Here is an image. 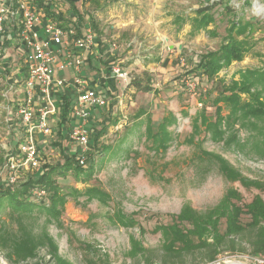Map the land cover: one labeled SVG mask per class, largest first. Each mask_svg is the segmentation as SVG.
I'll return each mask as SVG.
<instances>
[{
    "label": "rangeland",
    "instance_id": "1",
    "mask_svg": "<svg viewBox=\"0 0 264 264\" xmlns=\"http://www.w3.org/2000/svg\"><path fill=\"white\" fill-rule=\"evenodd\" d=\"M221 2L234 15H226ZM56 3L63 11L62 25H67L69 7L63 0ZM206 5L214 7V22L207 31L193 35L188 19L196 9ZM76 7L90 18L84 22L92 29L95 25V31L109 41L111 33L127 29L123 42L120 38L113 41L118 45L114 57L120 60L113 62L119 64L127 78L120 83L116 79L112 97H118L114 101L109 98L106 109L90 111L86 130L91 145L84 166L91 165V174L79 178L72 173L55 176L59 192L65 196L59 215L48 217L42 206H32L23 212L12 211L7 206L0 211V264L50 262L47 238L56 245L58 257L69 264H144L139 255H134L133 245H140L139 249L150 251L154 261L159 260L162 236L151 230L158 224H171L172 217L185 206L205 213L229 189L240 195V199L233 200L239 206L249 203L256 195L264 199V192L227 182L216 161L202 153L221 156L248 179L264 180V156L254 148L259 139L251 137L254 132L248 133L235 125L232 132L235 140L226 145L212 140L200 126L202 113L214 120L212 99L220 92L222 83L238 80L246 70L264 71V0H80ZM234 17L244 22L250 20L248 31L236 37L246 48L243 59L231 62L209 80L200 70L191 72L201 55L218 49ZM182 18L186 21L179 22ZM16 43L0 50V184L5 183L8 173L4 160L10 152L15 153L23 139L16 103H11L6 82L23 58ZM7 67L9 73L3 70ZM90 68L84 65L85 71ZM172 71L175 73L171 74ZM133 79L150 85L155 92L136 91L130 84ZM262 85L264 82H257L255 88ZM241 98L247 96L242 94ZM219 106L222 115H226L225 105ZM165 116L173 121L166 125L162 146L152 138L155 125ZM194 122L200 129L198 133L193 130ZM48 125L55 133L57 124ZM101 128L104 132L94 140ZM232 134L226 133L224 141ZM54 137L44 139V144L37 143L46 165L60 164L64 155L74 153L75 148L68 141H62V148L54 145L60 141L57 134ZM41 167L25 172L15 189L39 173ZM47 199L45 190V199L35 200L47 206L50 203ZM118 216L138 224L125 227L117 221ZM241 221L247 222L248 217L241 216ZM138 225L144 228L143 235ZM223 229L222 219L221 232ZM21 240L33 243V258L22 260L16 256L14 245ZM237 242L245 249L244 253L222 250L215 261L264 264L263 257L250 254L245 238ZM202 255L197 252L188 256L186 264L201 261Z\"/></svg>",
    "mask_w": 264,
    "mask_h": 264
},
{
    "label": "trees",
    "instance_id": "2",
    "mask_svg": "<svg viewBox=\"0 0 264 264\" xmlns=\"http://www.w3.org/2000/svg\"><path fill=\"white\" fill-rule=\"evenodd\" d=\"M69 7L70 15L76 17L77 22L82 21V17L76 7L80 0H63ZM37 4L42 6L49 17L54 18L57 15L59 21H63V16L59 12L56 15L50 12L52 3L45 5L42 0H37ZM221 7L226 15H234L230 7L221 2ZM213 6H201L194 11V16L188 19L191 27V33L194 35L200 31H207L208 26L214 22ZM70 16V17H71ZM178 17H176L177 20ZM186 19H179V22ZM250 20L247 22L234 17L226 29V36L218 49L209 51L200 56V60L196 63L191 72L200 70V74L205 76L207 80L212 79L222 68L227 67L233 61H241L245 53L244 42L237 40L236 37L243 36L250 27ZM62 27V26H61ZM18 32V29H13ZM14 32V36L15 33ZM4 34L0 33V42L2 47L10 44ZM114 64V62H112ZM257 82H264L263 70H246L240 73L238 80H231L229 84L222 83L220 92L212 99L215 107V118L210 120L201 114L200 126L203 131L211 135L214 141H223V144L230 145L235 140L232 134L234 126L247 130L251 133L252 138H259L255 144V150L264 156V85L255 88ZM131 86L138 92H155L150 85L133 79ZM210 94V93H209ZM247 96L242 99L241 95ZM59 103V129L61 126L68 124L71 108L74 102L66 95L58 96ZM222 103L227 108L226 115H222ZM173 119L166 116L155 125L156 131L153 134V141L161 142L163 146L164 134H166V125ZM57 130L56 134L60 141L54 144L58 148H62V141H70L67 136L64 137L61 130ZM151 130V129H148ZM195 133L200 131L196 122L193 124ZM104 132L101 128L94 135L96 140ZM226 133L232 134L231 137L224 141L223 137ZM242 150V146H237ZM166 146L163 148L165 149ZM203 154L214 159L218 165V169L223 178L230 183L238 182L245 189H256L264 192V180H251L244 177L230 163L219 155L202 152ZM74 155H64L62 163L57 165L43 164L39 173L34 177L30 176L26 181L22 182L18 189L16 186L0 184V211L5 207H9L12 211L23 212L30 210L32 206H42L48 217H57L59 209L63 208L65 196L61 195L56 183L57 177H64L68 173L74 174L76 177L89 176L91 174V165L81 166L78 164ZM33 189H44L48 192L49 205L45 206L38 203L37 200H31V191ZM47 198V197H46ZM240 199V195L234 190L229 189L223 195L219 203L205 213H198L185 206L181 212L172 217V223L167 225H155L151 232H160L162 236V253L159 260L154 261L150 256V251L139 249L140 245H133L134 255L140 256L144 264H186V258L197 252H202L201 261L192 264L211 263L216 260L217 255L222 250L230 252L244 253L245 249L240 247L243 238L247 240L250 247V254L254 257L264 258V199L260 195H256L249 203L242 206L236 205L233 200ZM241 216H247L248 221L243 223ZM224 220V229L220 230V222ZM125 227H134L137 221L117 217ZM140 235L145 233L143 227L138 225ZM31 242L20 241L14 245L15 254L18 258L26 260L35 256V247ZM47 245L50 249L49 256L51 261L46 264H69L58 257L57 247L51 238H47ZM43 264V263H35Z\"/></svg>",
    "mask_w": 264,
    "mask_h": 264
},
{
    "label": "built area",
    "instance_id": "3",
    "mask_svg": "<svg viewBox=\"0 0 264 264\" xmlns=\"http://www.w3.org/2000/svg\"><path fill=\"white\" fill-rule=\"evenodd\" d=\"M42 1L45 5L49 3V0ZM41 9L42 6L37 4V0H2L0 4V33L7 32L6 21L20 16L15 41L22 45L28 54L24 80L25 94L23 100L16 103L15 110L19 121L25 127L26 135L19 145L17 154H9L4 160V168L8 171L5 182L10 186H14L25 172L40 167L41 160L38 157L39 151L34 140V132L40 133L45 140L51 137L47 118L56 113L53 94L66 85L64 79L53 77L54 70L61 71L69 66L75 68L76 72L79 70V59L71 60L70 55L56 64V51L51 49L52 42L65 45L72 41L77 49L89 50L95 39L91 27L77 36L74 29L63 30L51 18L40 15ZM36 25H42V31H38ZM109 46L111 50L116 48L114 43ZM110 71L119 81H126L127 74L118 63L113 64ZM70 83L75 87L78 95L76 105L71 109V115L79 118L80 123L68 132L67 138L78 146L76 159L78 164L83 166L89 151V134L86 130L90 115L88 109L104 108L107 101L99 92L87 88L86 81L78 75H75ZM35 93L40 96L39 105L34 104ZM31 195L34 199L43 200L45 190L33 189Z\"/></svg>",
    "mask_w": 264,
    "mask_h": 264
},
{
    "label": "crops",
    "instance_id": "4",
    "mask_svg": "<svg viewBox=\"0 0 264 264\" xmlns=\"http://www.w3.org/2000/svg\"><path fill=\"white\" fill-rule=\"evenodd\" d=\"M118 1V0H115ZM2 1H0L1 3ZM57 0H49V3H47V5L52 3V7L50 8V12L54 13V15H56L57 13H61L63 11H61V9L57 8ZM80 13V12H79ZM40 15H44L49 17L46 12L44 11V9L42 8L40 11ZM81 17L83 18L82 21L77 22L76 17H73L70 15L69 12V23L67 25H62V22L59 21L57 19V15L52 18L51 20L61 29L63 30H68L69 28L74 29L75 33L77 36H80L84 33V30L89 26V23H85L84 20H90V18L86 17L87 14L86 13H80ZM71 16V17H70ZM19 20H20V16H16L14 19H10L8 21H6V27H7V32H5V34L3 36L6 37L7 40H10V44H15V36L13 35L15 31H13L14 28H16V30L19 27ZM94 23V22H92ZM62 26V27H61ZM93 26V31L95 33V39H94V44L93 46L89 49V50H81V49H77L76 47H74L73 42L69 41L68 44H57L55 42H52L51 44V49L56 51V64L59 63L61 60L65 59V57L67 55H70L71 60L74 59H79L80 61V65H79V70L76 72L75 68H73L72 66H69L67 68H65L64 70H57L55 69L53 72V77L57 78V79H64L66 81V85L64 88L59 89L57 91H54L53 94V101L55 102V106H56V113L53 115L48 116V123H52V125L54 126L55 123L57 124V130L59 129L58 123H59V109H58V103H59V97L60 95H66L68 96L73 102L74 105L73 107L76 105V101H77V93L75 91V87L70 83L71 79L75 76L78 75L80 78L84 79L86 81V85L87 88L93 89L95 91H100L99 93L103 96L106 97V101H107V105L106 107H104L105 109L108 106V102H109V98L112 99V101H114L118 96L112 97V94L115 92L116 90V78L112 75L111 71H110V65H113V59H116L117 61H120L119 59L114 57V52L115 50H111L110 49V42H113L115 39L120 38L121 42H123V36L125 34V32L127 31V29H123L124 31L121 30H116L113 33H111L110 35V39L111 41L107 40V38L102 37V35H100V33H97L95 30V25ZM38 31H42V25H36L35 27ZM92 28V27H91ZM17 33V32H15ZM42 34V32H41ZM68 38V36H67ZM69 40V38H68ZM114 43V42H113ZM17 44V43H16ZM115 44V43H114ZM126 44L125 42L122 44L124 45ZM157 45H159V43H156ZM8 45V46H9ZM18 45V44H17ZM116 45V44H115ZM128 45V44H127ZM126 45V46H127ZM118 47V45H116V48ZM2 48H6V47H2L1 42H0V50ZM169 51L172 52L173 49H171L170 47ZM19 50L22 54V61L19 63V65L16 67V69H14V71L11 75V77H7V84H8V90L10 91V99H11V103H17L19 101L23 100L24 94H25V88H24V80L26 77V65H27V57L28 54L25 51L24 47L22 45L19 44ZM180 51V50H179ZM124 60V59H122ZM84 65L91 67L90 70H86L84 69ZM4 71H6L7 73H9L10 68H4ZM90 71H93V74L90 75ZM152 72V70H151ZM175 73L174 71H172L171 74ZM63 75V76H62ZM117 82L120 83L119 80H117ZM34 104L35 105H39V103H41L40 100V96L38 95V93L34 94ZM8 103H10V101L8 100ZM72 107V108H73ZM113 106H111L112 108ZM71 108V109H72ZM97 108H101V107H91L88 109L89 114L90 111L96 110ZM90 118V115H89ZM54 122V123H53ZM80 123V119L77 117H73L71 114L69 116V120H68V124H66L65 126H61L59 130H61L62 134H64V137L67 136L68 132L75 127L76 125H78ZM18 124L20 126V128L23 131V139L18 143L15 153H13L14 151L10 152L9 154H17L18 152V148L19 145L23 142L24 137L26 135L25 132V127L22 125V123L20 121H18ZM87 125V123H86ZM56 130V131H57ZM51 131V137L49 138L50 140L54 139L55 137V133H53V129L50 128ZM58 136V135H57ZM59 137V136H58ZM90 138V137H89ZM34 140L35 143L38 147V144H44L45 140L44 138L40 135V133H38L37 131L34 132ZM38 143V144H37ZM71 143V142H70ZM72 146H74V153H69L67 155H76L77 150H78V146L74 143H71ZM90 140H89V149H90ZM39 149V148H38ZM41 151L39 150V159L41 160V164H44V161L42 160V155H41ZM76 158V156H75Z\"/></svg>",
    "mask_w": 264,
    "mask_h": 264
},
{
    "label": "bare ground",
    "instance_id": "5",
    "mask_svg": "<svg viewBox=\"0 0 264 264\" xmlns=\"http://www.w3.org/2000/svg\"><path fill=\"white\" fill-rule=\"evenodd\" d=\"M215 264H218V263H215ZM223 264H244V263H242L240 261H236V260H234V261L224 260Z\"/></svg>",
    "mask_w": 264,
    "mask_h": 264
},
{
    "label": "water",
    "instance_id": "6",
    "mask_svg": "<svg viewBox=\"0 0 264 264\" xmlns=\"http://www.w3.org/2000/svg\"><path fill=\"white\" fill-rule=\"evenodd\" d=\"M215 263L223 264V261H214V262H211V263H209V264H215Z\"/></svg>",
    "mask_w": 264,
    "mask_h": 264
}]
</instances>
